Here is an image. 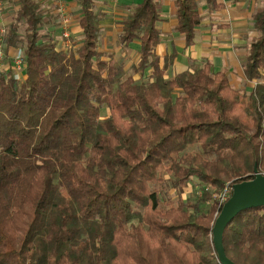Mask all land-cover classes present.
<instances>
[{
  "label": "trees",
  "instance_id": "trees-1",
  "mask_svg": "<svg viewBox=\"0 0 264 264\" xmlns=\"http://www.w3.org/2000/svg\"><path fill=\"white\" fill-rule=\"evenodd\" d=\"M159 1L139 0L120 23L119 44H139L127 71L98 49L94 0H76L82 38L68 51L43 41L36 0H12L2 50L24 65L19 79L0 72V264H220L210 192L251 180L255 164L264 174V84L241 93L208 61L166 79L176 53L162 64L155 53ZM174 7L191 47L198 0ZM251 20L243 73L261 82L264 0ZM190 187L201 195L183 197ZM223 247L234 264H264V208L239 213Z\"/></svg>",
  "mask_w": 264,
  "mask_h": 264
},
{
  "label": "crops",
  "instance_id": "crops-1",
  "mask_svg": "<svg viewBox=\"0 0 264 264\" xmlns=\"http://www.w3.org/2000/svg\"><path fill=\"white\" fill-rule=\"evenodd\" d=\"M36 1L41 6L46 23L53 18L55 23L59 25L61 36L66 30L72 37L78 36L79 43H81L80 12L76 0ZM138 2L139 0H94L95 11L102 16L99 43L101 39L105 40L114 35L118 42L121 33L120 23L132 12ZM217 3L222 4L223 9L210 11L204 0H198V4H202L210 12L207 17L209 22H205V18L200 13L202 22L196 31L194 45L187 48L182 35L174 32L177 23L174 0H160L159 21L157 23L160 44L156 48V56L162 64L166 55L176 53L174 63L165 72L166 79L191 70L194 65H203L204 62L208 61L212 64L214 71L225 74L233 89L248 94L258 83L264 84V74L261 82H258L248 81L243 73L246 47L257 35L251 18L255 12L262 9V0H217ZM61 7L64 8V15L67 18L66 24L61 19L59 12ZM47 14L50 18H47ZM1 20L2 17L0 22ZM132 45H136L138 60L139 44ZM123 50L127 49L123 48ZM13 52L16 50L9 49L7 58L4 56L3 68L5 61L7 66L12 65L11 55ZM104 54L109 56L107 53ZM4 70L8 71L9 69L5 67Z\"/></svg>",
  "mask_w": 264,
  "mask_h": 264
},
{
  "label": "rangeland",
  "instance_id": "rangeland-1",
  "mask_svg": "<svg viewBox=\"0 0 264 264\" xmlns=\"http://www.w3.org/2000/svg\"><path fill=\"white\" fill-rule=\"evenodd\" d=\"M2 4V11H1V15L0 17H2V20L0 22L1 25L5 26V28L7 27V25L9 24V22L13 19V10H14V3L12 2V0H1ZM199 9H200V13L202 14V16L205 18V22H209V20L207 19L208 15L210 14V12L208 10H206L205 6H203L202 4L199 5ZM47 18H50V16L47 14ZM41 33L43 35V41H46L47 38L51 37V39L57 44V46L60 49H63L65 51H68V49H65L64 47V40L59 32V25L55 23V21L52 20L48 21V23H45V25L43 26V28L41 29ZM20 34H22V29L20 31ZM78 36H73L69 35V42L71 45H75L77 46L80 42V40L77 38ZM183 37V36H181ZM45 38V39H44ZM98 49L100 52H104L109 54V56L113 59V61L116 64H123L125 66V69L128 71L129 68L131 67V65L135 64V62L137 61V49H136V45H132L130 46L129 49L127 50H123V47L121 45L118 44L116 36L114 35L111 38L108 39H101L100 43L98 44ZM17 52H13V54L11 55V57L13 58L16 55ZM12 60V59H11ZM199 63V62H198ZM9 65V63H8ZM197 67H201L202 64H198L195 65ZM8 68L10 70L13 69V66H7L6 61L4 62V68ZM4 68H2L1 72H5ZM16 75H22L21 73H16ZM149 74V71H148ZM148 76V75H146ZM137 79V76L135 77ZM109 115V112L107 109L103 108L101 110V118H105ZM192 151H197V149L193 148ZM200 192L201 189L198 188H189V189H185L183 195V197H188L190 196L191 199L197 198L198 196H200ZM171 197L176 198L175 195L173 194V192H170Z\"/></svg>",
  "mask_w": 264,
  "mask_h": 264
},
{
  "label": "water",
  "instance_id": "water-1",
  "mask_svg": "<svg viewBox=\"0 0 264 264\" xmlns=\"http://www.w3.org/2000/svg\"><path fill=\"white\" fill-rule=\"evenodd\" d=\"M264 208V174L253 168L251 180L235 183L228 201L221 207L212 228V242L220 264H234L224 251L223 233L227 225L241 212Z\"/></svg>",
  "mask_w": 264,
  "mask_h": 264
},
{
  "label": "built area",
  "instance_id": "built-area-1",
  "mask_svg": "<svg viewBox=\"0 0 264 264\" xmlns=\"http://www.w3.org/2000/svg\"><path fill=\"white\" fill-rule=\"evenodd\" d=\"M1 4H2V1L0 0V15H1V11H2ZM59 12L61 13V19H62L63 23L66 24L67 18L64 15V8L61 7L59 9ZM5 31H6L5 26H3V25L0 24V72L2 71L1 69L3 68V61H4V53H3V50H2V43H1L2 41L1 40L3 38V35L6 33ZM62 38L65 41L64 42L65 49H68L69 50L72 45L69 42V33L66 30L62 33ZM16 52H17L16 55L12 58V66H13L12 71L14 72V77L16 79H19V78L22 77V75H20V74L19 75H16L15 72L22 74L23 65H24V58H23V55H22V53L20 51H16ZM208 190H209L208 188H204V191L207 192ZM201 192H202V190H201ZM201 192H200V195H201ZM231 193H232V185L229 183V184H226L219 191H215V192L212 191V192H210V198H211L212 201H214L215 203H217L218 207L221 209V207L230 198Z\"/></svg>",
  "mask_w": 264,
  "mask_h": 264
}]
</instances>
